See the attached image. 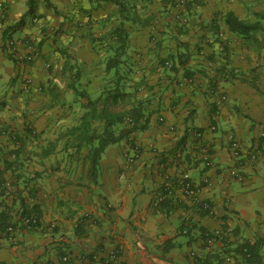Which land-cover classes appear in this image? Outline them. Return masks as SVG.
<instances>
[{
	"label": "crops",
	"instance_id": "1",
	"mask_svg": "<svg viewBox=\"0 0 264 264\" xmlns=\"http://www.w3.org/2000/svg\"><path fill=\"white\" fill-rule=\"evenodd\" d=\"M49 1L57 14L45 0H0V211L18 213L24 200L39 220L33 228L18 222L9 235L0 231V264H64L65 257L69 264H192L193 253L223 247L205 249L201 238L219 228L235 246L264 242V37H237L221 21L229 11L253 21L248 11L262 2L186 0L173 7V0H130L134 16L125 19L118 0ZM120 24L129 32L135 105L144 118L106 149L94 179L86 155L65 137L80 118L66 59L77 63L82 87L99 92L112 54L109 33ZM28 38L41 55L20 67L5 44ZM198 130L212 147L210 163ZM231 137L244 150L239 159L230 153ZM135 147L140 155L128 165ZM181 173L211 214L184 197L159 212L151 208ZM259 249L264 254V243Z\"/></svg>",
	"mask_w": 264,
	"mask_h": 264
},
{
	"label": "trees",
	"instance_id": "2",
	"mask_svg": "<svg viewBox=\"0 0 264 264\" xmlns=\"http://www.w3.org/2000/svg\"><path fill=\"white\" fill-rule=\"evenodd\" d=\"M45 1L47 7L57 14L56 8L50 1ZM129 1L118 0L116 2L118 15L125 19L134 16L132 10L135 8L129 7ZM173 1L175 3L173 7H176L179 0ZM255 17L257 19L255 21H245L234 12L229 11L221 16V21L229 33L237 37L248 38L254 33H259L264 37V13H255ZM216 22L214 20L212 25H214V29H219L218 23L215 25ZM109 38V47L112 54L105 59L103 84L100 86L99 92L95 94L82 87V73L78 69L77 63L75 65L72 63L74 62L73 57L68 56L66 59V65L69 66L71 71H74L69 89L82 101L81 109L83 112L80 115L79 123L69 128L65 137L73 143L71 145L76 149V154L82 155L84 153L86 155L94 179L97 177L98 167L106 149L124 141L130 135L131 130L128 128V120L134 123L132 130H136L137 125L144 118L143 106L135 105L137 90L132 86L135 71L131 53H127L130 50L129 32L124 24H120L109 33ZM38 47L40 50V44H38ZM186 58V55L180 56L179 62L181 65L187 63V61H184ZM165 63L164 61V66L169 65V63ZM174 68L175 65L173 64L172 69ZM4 189L5 187H0V191L4 192ZM165 204L162 205V209ZM20 209L22 211L20 210L18 213L14 211L15 214L10 210L0 211V231L2 233L9 235L8 227L11 225L15 227L16 223L21 222L23 217H35L31 216L35 214L34 211L27 210L24 200L21 201ZM15 219L17 220L15 221ZM206 232L208 231H203L201 234L203 241ZM262 243L264 242L258 240L254 244L247 242L236 246L232 243L223 244L220 250H210L204 255L193 253L190 257L191 263L227 264L226 259L232 257L234 260L240 259L242 264H264V254L259 249ZM203 245L205 249L209 248L205 244Z\"/></svg>",
	"mask_w": 264,
	"mask_h": 264
},
{
	"label": "built area",
	"instance_id": "3",
	"mask_svg": "<svg viewBox=\"0 0 264 264\" xmlns=\"http://www.w3.org/2000/svg\"><path fill=\"white\" fill-rule=\"evenodd\" d=\"M179 6H185L186 2L184 0H179ZM0 11L5 12V7L0 4ZM38 20L35 19L34 22ZM6 52L14 59L15 63L20 67H24L36 62L41 55V52L38 47V42L35 38L28 39H9L5 44ZM27 87L30 85V80H26ZM227 98H223L225 101ZM128 125L130 127H134V123L131 120H128ZM211 131H216V127L212 126ZM195 139L197 141L198 147L200 148L203 159L207 162H211L212 160V147L205 140L204 132L195 131ZM229 149L230 153L234 158H241L244 154V150L239 141L234 139L233 137L229 138ZM131 154L128 153L126 156V161L128 165L134 164L140 155V151L138 147L131 148ZM261 152L257 151L256 153L250 152L248 155L251 156V159L256 160ZM6 188V186H5ZM179 197H184L191 200L193 203L199 206V210L205 212L207 214L212 213V206L209 202L205 200H200V190L193 183L190 175L188 173L179 174L177 181L175 184H167L162 190L157 194L155 199L151 203V208L154 211H161L162 205L166 203V201L171 199H178ZM21 222L27 228L36 227L39 224V220L35 217H23ZM8 233L14 232V227L11 225L7 229ZM203 244L212 248L218 244H230V234L225 231L223 228H219L214 231H208L204 234ZM247 252V251H245ZM117 253H112L110 256V260L115 261L117 259ZM234 261L232 257H228L226 259V263L230 264ZM64 264H69L68 257L63 259Z\"/></svg>",
	"mask_w": 264,
	"mask_h": 264
},
{
	"label": "rangeland",
	"instance_id": "4",
	"mask_svg": "<svg viewBox=\"0 0 264 264\" xmlns=\"http://www.w3.org/2000/svg\"><path fill=\"white\" fill-rule=\"evenodd\" d=\"M185 2H186V0H184ZM262 2V3H261ZM260 3L261 4H259L258 5V8H257V10H259V11H255V10H249L248 12H249V14L254 18V20L253 21H255V20H257L256 19V17H255V13H257V12H259V13H264V0H260ZM89 28H87V30H88ZM55 30L57 31L58 29L55 27ZM56 31H55V33H56ZM59 32V31H58ZM73 63V62H72ZM78 108H79V115H81V113L83 112L82 111V109H81V107H82V101L80 100L79 101V106H77Z\"/></svg>",
	"mask_w": 264,
	"mask_h": 264
}]
</instances>
